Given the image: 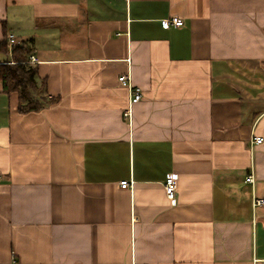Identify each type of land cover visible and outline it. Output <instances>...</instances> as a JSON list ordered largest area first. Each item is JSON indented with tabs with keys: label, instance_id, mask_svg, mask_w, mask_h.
<instances>
[{
	"label": "crops",
	"instance_id": "1",
	"mask_svg": "<svg viewBox=\"0 0 264 264\" xmlns=\"http://www.w3.org/2000/svg\"><path fill=\"white\" fill-rule=\"evenodd\" d=\"M10 34L57 101L0 83V264H264V0H0Z\"/></svg>",
	"mask_w": 264,
	"mask_h": 264
},
{
	"label": "trees",
	"instance_id": "2",
	"mask_svg": "<svg viewBox=\"0 0 264 264\" xmlns=\"http://www.w3.org/2000/svg\"><path fill=\"white\" fill-rule=\"evenodd\" d=\"M30 56L31 51L23 46L10 51L8 40L0 42V83L7 95L18 94L21 114L40 112L57 101L47 94L46 80L39 79Z\"/></svg>",
	"mask_w": 264,
	"mask_h": 264
},
{
	"label": "built area",
	"instance_id": "3",
	"mask_svg": "<svg viewBox=\"0 0 264 264\" xmlns=\"http://www.w3.org/2000/svg\"><path fill=\"white\" fill-rule=\"evenodd\" d=\"M163 25L166 29H170L172 27L181 28L184 26V20L182 18L174 15V16L170 17L169 19L165 20ZM7 40H8V45L10 46V48L22 46V42L19 41V39L13 34H10L8 36ZM31 61L35 62L36 59L32 58ZM119 82L123 87L127 88L129 90V93H130V100H129L127 108L124 111L123 116L131 124L133 121L134 106L143 100L144 90L140 86H136V85L132 84V79H131V76L129 74L121 76L119 78ZM252 144L262 145V144H264V138L259 137V136H253ZM178 182H179V175L178 174L171 173L167 176L166 183H165V191H166L167 198L171 201L172 204H175V202H176V193H177V188H178ZM247 182L253 183L254 182L253 176H249L247 178ZM130 187H131V184L128 181H124L121 183V188H123V189H128ZM256 204L264 205V200H257Z\"/></svg>",
	"mask_w": 264,
	"mask_h": 264
}]
</instances>
